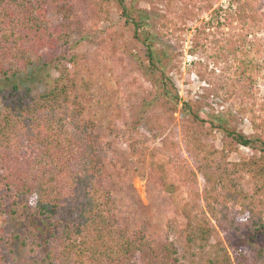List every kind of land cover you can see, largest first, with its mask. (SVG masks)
Segmentation results:
<instances>
[{
    "label": "rangeland",
    "instance_id": "obj_1",
    "mask_svg": "<svg viewBox=\"0 0 264 264\" xmlns=\"http://www.w3.org/2000/svg\"><path fill=\"white\" fill-rule=\"evenodd\" d=\"M125 1L143 9L154 73L115 2L50 0L47 14L51 26L64 22L57 6L70 14L63 53L94 120L120 224L161 239L169 222L187 229L189 215L193 241L170 235L183 264H231L239 250L245 264H264V175L245 167L260 152L225 131L264 138V0ZM32 54L18 76L0 80V97L12 83L33 96L53 84L55 66ZM162 73L174 101L160 93ZM0 196V264H40L59 227L51 233L28 196L7 191L1 170Z\"/></svg>",
    "mask_w": 264,
    "mask_h": 264
},
{
    "label": "trees",
    "instance_id": "obj_2",
    "mask_svg": "<svg viewBox=\"0 0 264 264\" xmlns=\"http://www.w3.org/2000/svg\"><path fill=\"white\" fill-rule=\"evenodd\" d=\"M101 1L119 6L121 16L133 25L134 36L144 46L149 68H156L158 55L150 32L144 29L143 9L136 14L125 0ZM49 3L0 0V80L18 76L33 63L32 53L41 56V52L45 62L58 71L53 84L38 96H33L29 87L12 83L0 97V170L4 186L15 195L28 196L37 212L53 225L51 233L60 229L50 249L43 252L40 264H183L170 235L184 231L187 240L193 241L195 230L189 215L187 229L169 222L161 239L150 238L144 228L131 231L120 224L117 198L105 183L94 120L78 98L76 80L69 68L73 58L63 53L71 37L70 14L57 6L64 22L51 26ZM162 75L161 95L176 100L177 95L170 96L168 76ZM225 131L236 143L258 149L259 156L247 160L245 167L261 178L264 138L229 128ZM6 212L0 196V232L5 229ZM234 257V264H245L242 251Z\"/></svg>",
    "mask_w": 264,
    "mask_h": 264
}]
</instances>
